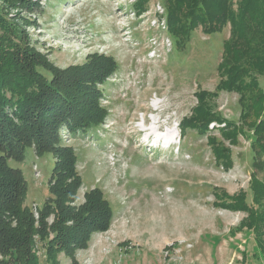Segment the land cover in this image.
Masks as SVG:
<instances>
[{
	"label": "rangeland",
	"instance_id": "rangeland-1",
	"mask_svg": "<svg viewBox=\"0 0 264 264\" xmlns=\"http://www.w3.org/2000/svg\"><path fill=\"white\" fill-rule=\"evenodd\" d=\"M27 1L13 10L0 0V10L57 76L76 82L78 68L91 73L108 57L117 66L97 86L106 121L74 136L61 131V146L76 151L83 181L69 206H83L85 192L99 188L114 220L108 230L93 233L85 248L59 253L58 264H264V164L256 166L250 134L236 141L220 134L241 115L240 96L218 90L230 25L211 36L198 26L184 43L173 35L165 0ZM239 1L233 0L236 11ZM253 77L264 92V75ZM199 91L210 94L207 103L223 120L211 121L206 134L186 129L182 135ZM73 98L85 95L80 90ZM83 108L90 111L91 105ZM219 149L230 151V168ZM9 165L23 172L25 204L35 213L50 197L55 157H38L29 147L24 161ZM253 174L261 189L254 190ZM219 192L243 194L248 211L213 207ZM53 219L45 220L48 226ZM46 245L37 244L39 264H47Z\"/></svg>",
	"mask_w": 264,
	"mask_h": 264
},
{
	"label": "trees",
	"instance_id": "trees-1",
	"mask_svg": "<svg viewBox=\"0 0 264 264\" xmlns=\"http://www.w3.org/2000/svg\"><path fill=\"white\" fill-rule=\"evenodd\" d=\"M1 1L11 4L13 10L28 6L27 0ZM165 1L170 8L171 30L179 42L188 43L192 30L198 26L211 36L230 25L232 36L223 46L219 67L222 81L218 90L240 96L241 115L238 123L227 121L220 134L231 141L250 134L256 166L262 168L264 92L253 76L264 75V0H240L237 11L233 0ZM244 31L253 38L248 41ZM25 38L8 14L0 10V264H10L7 261L39 264L36 247L42 242H47V264H58L59 253L73 254L76 249L85 248L93 233L108 230L114 220L113 208L99 188L85 192L83 206H69V201L76 200L83 181L77 169L76 151L61 146V131L74 136L95 130L106 121L107 112L101 106V91L97 86L112 77L117 66L108 57L105 65L96 66L91 73L78 68L79 75L74 73L79 76L76 82L71 77L65 79L41 61L40 55L27 46ZM41 70L48 71L50 76ZM80 90L85 98L74 99L73 95ZM208 97L206 91L197 93L199 104L190 117L183 119L182 135L186 129L206 134L211 121L223 120L207 103ZM86 102L91 105L90 111L83 108ZM29 147L35 148L38 157L48 153L55 157L50 197L40 209L36 208L38 220L33 209L25 204L28 187L23 172L9 165L10 160L24 161ZM220 152L223 155L219 158L226 160L230 168V151L219 149ZM257 176H251V184L256 185L254 190L261 189ZM242 195L230 198L216 193L213 207L231 212L248 211L249 204L242 200ZM51 216L53 223L48 226L45 220Z\"/></svg>",
	"mask_w": 264,
	"mask_h": 264
},
{
	"label": "bare ground",
	"instance_id": "bare-ground-1",
	"mask_svg": "<svg viewBox=\"0 0 264 264\" xmlns=\"http://www.w3.org/2000/svg\"><path fill=\"white\" fill-rule=\"evenodd\" d=\"M158 122H154V125L157 124ZM154 131H156V128L153 127V131H152V135L155 133ZM150 132V131H149ZM170 144V143H169Z\"/></svg>",
	"mask_w": 264,
	"mask_h": 264
},
{
	"label": "built area",
	"instance_id": "built-area-1",
	"mask_svg": "<svg viewBox=\"0 0 264 264\" xmlns=\"http://www.w3.org/2000/svg\"><path fill=\"white\" fill-rule=\"evenodd\" d=\"M35 215H38L37 212H35Z\"/></svg>",
	"mask_w": 264,
	"mask_h": 264
}]
</instances>
